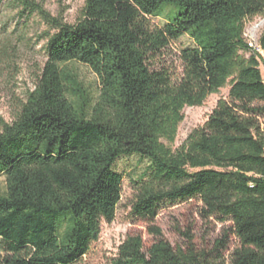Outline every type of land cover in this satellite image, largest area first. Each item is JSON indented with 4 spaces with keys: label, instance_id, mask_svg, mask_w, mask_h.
<instances>
[{
    "label": "trees",
    "instance_id": "16d2710c",
    "mask_svg": "<svg viewBox=\"0 0 264 264\" xmlns=\"http://www.w3.org/2000/svg\"><path fill=\"white\" fill-rule=\"evenodd\" d=\"M7 1L19 23L36 18L46 30L34 89L10 122L0 117V264L79 262L115 219L123 176L114 165L128 157L148 162L133 182V219L152 224L167 204L197 201L203 219L230 225L229 264H264V30L257 50L244 38L264 0H84L74 24L42 0ZM166 10L152 28L148 18ZM183 36L193 46L180 51L181 75L155 70ZM75 65L96 75L95 100ZM227 86L173 149L184 109ZM149 231L148 248L128 237L115 264H225V240L199 250L186 234L174 248Z\"/></svg>",
    "mask_w": 264,
    "mask_h": 264
},
{
    "label": "rangeland",
    "instance_id": "374dc122",
    "mask_svg": "<svg viewBox=\"0 0 264 264\" xmlns=\"http://www.w3.org/2000/svg\"><path fill=\"white\" fill-rule=\"evenodd\" d=\"M42 3L52 16L62 13L67 24H74L84 0H42ZM171 9L174 13L178 12L176 9ZM167 13L168 10L159 18H148L150 26L162 28ZM15 16L16 12L12 11L8 1L2 0L0 3V117L4 122L12 120L28 90L34 89L45 62V40L40 39V36L46 27L36 18L19 23ZM263 30L264 14L245 22L244 38L255 50L258 49ZM192 46L193 43L187 36L172 42L163 55L157 58L154 69L164 68L173 77L180 76L182 72L180 51ZM263 61L262 58L260 70L264 79ZM74 68L79 81L95 100L100 88L96 75L84 65H75ZM228 91L227 86L217 94L210 95L201 107L184 109V119L178 128L173 149H178L194 130L206 123L218 101L227 99ZM260 123L264 131V120ZM147 165L148 162L139 157L122 158L115 163V171L123 176L122 197L115 219L109 224L102 223L98 241L91 245L88 254L76 264H115L118 248L128 237L140 236L145 247L148 248L154 241L149 231L151 228L159 229L162 238L174 248L184 246L187 242L186 234L191 237V242L199 250L211 251L218 241L225 240L227 244L222 256L225 264H229L228 258L237 247L235 238L229 232L230 225L203 219L201 204L197 201L167 204L152 224L132 218L133 182L145 172ZM3 185L4 179L0 177V187Z\"/></svg>",
    "mask_w": 264,
    "mask_h": 264
}]
</instances>
